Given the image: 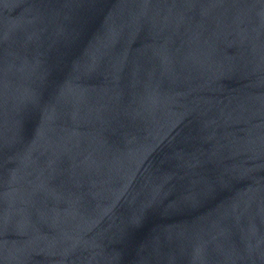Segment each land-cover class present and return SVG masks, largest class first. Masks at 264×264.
I'll list each match as a JSON object with an SVG mask.
<instances>
[{"label":"water","instance_id":"obj_1","mask_svg":"<svg viewBox=\"0 0 264 264\" xmlns=\"http://www.w3.org/2000/svg\"><path fill=\"white\" fill-rule=\"evenodd\" d=\"M0 264H264V0H0Z\"/></svg>","mask_w":264,"mask_h":264}]
</instances>
